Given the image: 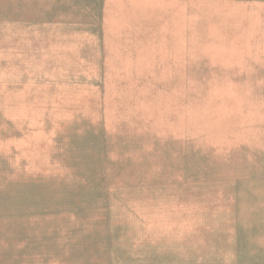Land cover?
<instances>
[{
	"label": "rangeland",
	"instance_id": "374dc122",
	"mask_svg": "<svg viewBox=\"0 0 264 264\" xmlns=\"http://www.w3.org/2000/svg\"><path fill=\"white\" fill-rule=\"evenodd\" d=\"M0 264H264V0H0Z\"/></svg>",
	"mask_w": 264,
	"mask_h": 264
},
{
	"label": "crops",
	"instance_id": "0c3cea01",
	"mask_svg": "<svg viewBox=\"0 0 264 264\" xmlns=\"http://www.w3.org/2000/svg\"><path fill=\"white\" fill-rule=\"evenodd\" d=\"M77 42H78V41L75 42V48L77 47ZM78 44H79V42H78ZM76 56H77V61H78V60H79V57H80L79 53H78ZM54 57H55V59L52 58L51 61H53V62L56 64V66H57V63L60 61V58L57 57V56H55V55H54ZM43 60L45 61V59H43ZM69 62H70V63H74V57H73V58H69ZM53 65H54V64H53Z\"/></svg>",
	"mask_w": 264,
	"mask_h": 264
},
{
	"label": "bare ground",
	"instance_id": "6f19581e",
	"mask_svg": "<svg viewBox=\"0 0 264 264\" xmlns=\"http://www.w3.org/2000/svg\"><path fill=\"white\" fill-rule=\"evenodd\" d=\"M156 141V140H155ZM154 143V142H153Z\"/></svg>",
	"mask_w": 264,
	"mask_h": 264
}]
</instances>
